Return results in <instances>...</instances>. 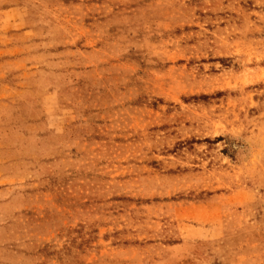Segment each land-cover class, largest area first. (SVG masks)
Masks as SVG:
<instances>
[{
	"label": "rangeland",
	"instance_id": "rangeland-1",
	"mask_svg": "<svg viewBox=\"0 0 264 264\" xmlns=\"http://www.w3.org/2000/svg\"><path fill=\"white\" fill-rule=\"evenodd\" d=\"M0 264H264V0H0Z\"/></svg>",
	"mask_w": 264,
	"mask_h": 264
}]
</instances>
